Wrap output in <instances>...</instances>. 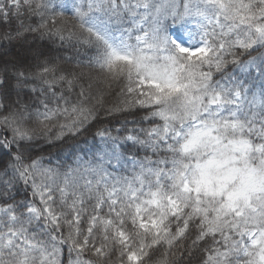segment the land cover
<instances>
[{
    "label": "snow or ice",
    "instance_id": "snow-or-ice-1",
    "mask_svg": "<svg viewBox=\"0 0 264 264\" xmlns=\"http://www.w3.org/2000/svg\"><path fill=\"white\" fill-rule=\"evenodd\" d=\"M0 264H264V0H0Z\"/></svg>",
    "mask_w": 264,
    "mask_h": 264
}]
</instances>
